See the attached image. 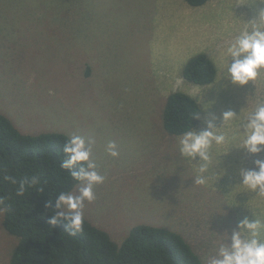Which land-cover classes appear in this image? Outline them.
<instances>
[{
  "label": "rangeland",
  "instance_id": "rangeland-1",
  "mask_svg": "<svg viewBox=\"0 0 264 264\" xmlns=\"http://www.w3.org/2000/svg\"><path fill=\"white\" fill-rule=\"evenodd\" d=\"M261 8L259 0H209L198 8L182 0H0V114L22 134L85 139L105 180L85 202L84 219L114 243L135 225L161 227L181 235L205 264L225 230L252 214L264 221V196L241 185L238 174L264 152L237 149L241 121L264 102V70L246 86L221 80L227 48L251 30L245 22ZM198 53L217 69L204 87L180 73ZM173 92L197 102V132L212 116L219 127L223 112H240L218 130L227 139L213 143L203 185L194 183L199 163L182 157L180 137L162 127ZM110 141L117 157L106 151ZM3 216L1 210L0 264H9L17 240Z\"/></svg>",
  "mask_w": 264,
  "mask_h": 264
},
{
  "label": "trees",
  "instance_id": "trees-1",
  "mask_svg": "<svg viewBox=\"0 0 264 264\" xmlns=\"http://www.w3.org/2000/svg\"><path fill=\"white\" fill-rule=\"evenodd\" d=\"M182 1L196 8L209 0ZM180 73L188 84L204 87L215 81L217 69L206 54L198 53L187 59ZM201 118L191 96L173 92L166 97L161 119L167 134L181 137L194 130ZM68 138L57 132L22 134L0 114V211H4V230L17 240L9 264H203L181 235L165 228L135 225L117 245L86 219L83 231L74 236L63 220L49 224L57 195L71 192L78 184L60 167ZM33 176L39 177L40 184L26 185L24 195H17L20 181Z\"/></svg>",
  "mask_w": 264,
  "mask_h": 264
},
{
  "label": "clouds",
  "instance_id": "clouds-1",
  "mask_svg": "<svg viewBox=\"0 0 264 264\" xmlns=\"http://www.w3.org/2000/svg\"><path fill=\"white\" fill-rule=\"evenodd\" d=\"M259 2L264 4V0ZM245 23L251 30H245L234 38L226 50V55L230 59L222 65L221 80H227L236 86L248 85L256 80L261 70H264V8L258 11L256 18ZM239 115L240 112L237 114L232 110L225 111L222 113L221 126L216 125L217 118L212 116L211 119L206 120V127L203 130L187 131L179 138L181 156L199 163L200 175L195 178L194 183L199 185L206 183L207 177L204 174L209 172L212 164L210 149L213 143L222 145L227 139L224 133L218 134V130L227 122L237 119ZM196 118H199V115ZM239 132L241 146L237 149H243L249 155H259L264 152V102L258 103L254 111L246 114L239 125ZM62 151L64 158L60 167L67 170L78 184L75 193L61 192L57 195L56 211L48 222L55 226L61 220L65 221L66 231L74 236L83 231L85 202L91 203L95 200L94 187L103 183L105 176L96 170L97 164L92 159L91 149L83 137L72 135L65 141ZM106 151L112 157L119 155L117 146L112 141L107 144ZM254 165L252 169H239L241 185L257 195L264 196V159H256ZM217 174L223 176L225 171L221 169ZM5 179L16 183L11 177ZM39 184L40 180L37 176L20 181L17 195H24L26 185L35 187ZM0 203H3L2 198ZM262 234H264V221L253 214L252 219L243 218L230 234L227 230L224 231L215 255L206 258L205 264H264Z\"/></svg>",
  "mask_w": 264,
  "mask_h": 264
},
{
  "label": "crops",
  "instance_id": "crops-1",
  "mask_svg": "<svg viewBox=\"0 0 264 264\" xmlns=\"http://www.w3.org/2000/svg\"><path fill=\"white\" fill-rule=\"evenodd\" d=\"M196 8H198V7H196Z\"/></svg>",
  "mask_w": 264,
  "mask_h": 264
}]
</instances>
